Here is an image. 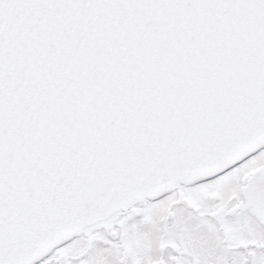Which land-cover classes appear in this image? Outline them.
I'll return each mask as SVG.
<instances>
[{
    "label": "snow or ice",
    "instance_id": "1",
    "mask_svg": "<svg viewBox=\"0 0 264 264\" xmlns=\"http://www.w3.org/2000/svg\"><path fill=\"white\" fill-rule=\"evenodd\" d=\"M0 264H264V0H0Z\"/></svg>",
    "mask_w": 264,
    "mask_h": 264
}]
</instances>
